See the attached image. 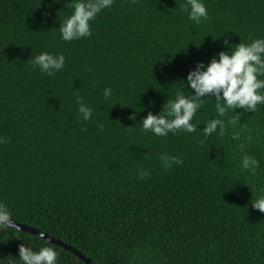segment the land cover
<instances>
[{
	"label": "trees",
	"instance_id": "16d2710c",
	"mask_svg": "<svg viewBox=\"0 0 264 264\" xmlns=\"http://www.w3.org/2000/svg\"><path fill=\"white\" fill-rule=\"evenodd\" d=\"M66 2L0 0V200L13 220L93 264H264V213L251 207L264 186V104L235 109V123L227 112L223 134L207 138L210 97L192 133L161 137L139 125L182 91L196 62L227 50L226 38L264 36V0H204L199 24L181 13L185 0H113L89 22L90 36L63 41ZM41 51L63 53L64 67L40 72L31 55ZM77 96L92 108L88 120ZM243 153L260 161L255 174L240 167ZM161 154L181 163L165 168ZM46 242L0 231V258ZM50 244L57 264H85Z\"/></svg>",
	"mask_w": 264,
	"mask_h": 264
},
{
	"label": "clouds",
	"instance_id": "9594fccd",
	"mask_svg": "<svg viewBox=\"0 0 264 264\" xmlns=\"http://www.w3.org/2000/svg\"><path fill=\"white\" fill-rule=\"evenodd\" d=\"M112 5L113 0H67L65 6H70L71 12L59 22L60 39L72 41L90 36L92 29L89 22ZM180 11L181 13L186 11L188 19L195 24H199L202 19H208L204 0H185L180 5ZM224 45L227 46V50L217 52L207 64L202 61L195 63L194 68L188 71L183 81H180L182 91H177L174 97L168 98L161 111L156 114L149 111L141 119L139 125L143 130L161 137L169 133L175 134L178 130L192 133L197 130L198 123L194 121V115L201 108L204 99L210 97L214 98L217 115L208 119L200 129L207 138L217 132V129L218 134H223L225 120L220 117L225 116L227 112L232 113L228 123H235L242 115L240 112H234L235 109L252 113L256 111L257 105L264 104V36L250 38L247 42L240 40L234 45L226 38ZM31 60L40 72L52 76L64 67L65 55L60 52L41 51L35 56L31 55ZM111 94L110 87L103 89L104 98ZM76 104L81 118L88 120L92 115V108L83 103L80 96L76 97ZM129 119H135V112ZM98 126L102 128L103 123H99ZM5 142L6 138L0 136V144ZM160 159L165 168L172 162L181 163L180 158L175 155L161 154ZM240 167L255 174L260 167V161L253 155L243 153ZM138 174L140 178H144L148 172L146 169H138ZM258 191L259 195L251 202V207L264 213V186ZM14 223L9 207L0 200V231L19 232V226H14ZM39 237L45 239L43 233H40ZM57 256L56 249L50 243L46 242L38 249L21 243L18 245V256L0 258V264H57Z\"/></svg>",
	"mask_w": 264,
	"mask_h": 264
},
{
	"label": "water",
	"instance_id": "95a60500",
	"mask_svg": "<svg viewBox=\"0 0 264 264\" xmlns=\"http://www.w3.org/2000/svg\"><path fill=\"white\" fill-rule=\"evenodd\" d=\"M14 226H19L20 231L28 232L30 234H34L39 236L40 233L44 234L45 240L48 241L49 243H53L63 249H66L70 252L73 253L74 256H77L79 259H81L85 264H93L87 257H84L79 251H77L73 246L68 245L67 243L63 242L59 238H55L52 235L45 233L41 230H38L36 228H33L31 226L25 225V224H20L18 222L14 223Z\"/></svg>",
	"mask_w": 264,
	"mask_h": 264
}]
</instances>
